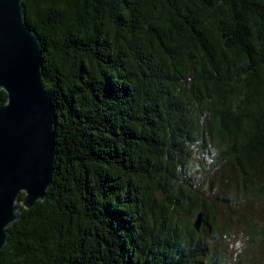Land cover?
Listing matches in <instances>:
<instances>
[{
    "label": "trees",
    "instance_id": "obj_1",
    "mask_svg": "<svg viewBox=\"0 0 264 264\" xmlns=\"http://www.w3.org/2000/svg\"><path fill=\"white\" fill-rule=\"evenodd\" d=\"M22 4L56 160L46 197L7 227L0 264L261 261L264 1ZM232 210L249 229L241 252L225 238Z\"/></svg>",
    "mask_w": 264,
    "mask_h": 264
},
{
    "label": "water",
    "instance_id": "obj_2",
    "mask_svg": "<svg viewBox=\"0 0 264 264\" xmlns=\"http://www.w3.org/2000/svg\"><path fill=\"white\" fill-rule=\"evenodd\" d=\"M22 1L0 0V89L6 93L0 101V252L20 207L46 197L56 160V113L43 87L42 45ZM193 224L200 229L202 212Z\"/></svg>",
    "mask_w": 264,
    "mask_h": 264
},
{
    "label": "rangeland",
    "instance_id": "obj_3",
    "mask_svg": "<svg viewBox=\"0 0 264 264\" xmlns=\"http://www.w3.org/2000/svg\"><path fill=\"white\" fill-rule=\"evenodd\" d=\"M198 177V176H197ZM218 191V188H217ZM232 195V194H231ZM244 210H249L245 205L242 206ZM250 211V210H249ZM234 213L225 225L226 232V240L228 241V246L231 250H235L236 252H241L245 249V244L247 243L249 229L245 225V223L238 217V214L235 210L230 211V213ZM251 214L253 215L254 221L258 222L262 228H264V207L263 206H255L252 210ZM229 218V217H228ZM231 219H234L232 221ZM262 241H259L256 249V254L260 258L257 264H264V229L261 234Z\"/></svg>",
    "mask_w": 264,
    "mask_h": 264
}]
</instances>
